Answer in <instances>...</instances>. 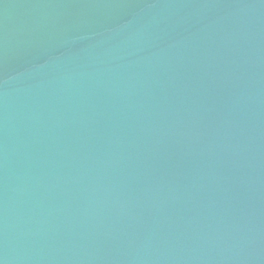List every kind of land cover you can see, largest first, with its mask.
Wrapping results in <instances>:
<instances>
[{
	"label": "water",
	"instance_id": "1",
	"mask_svg": "<svg viewBox=\"0 0 264 264\" xmlns=\"http://www.w3.org/2000/svg\"><path fill=\"white\" fill-rule=\"evenodd\" d=\"M3 264H264V0H0Z\"/></svg>",
	"mask_w": 264,
	"mask_h": 264
},
{
	"label": "snow or ice",
	"instance_id": "2",
	"mask_svg": "<svg viewBox=\"0 0 264 264\" xmlns=\"http://www.w3.org/2000/svg\"><path fill=\"white\" fill-rule=\"evenodd\" d=\"M0 264H3V262H2V261H0Z\"/></svg>",
	"mask_w": 264,
	"mask_h": 264
}]
</instances>
